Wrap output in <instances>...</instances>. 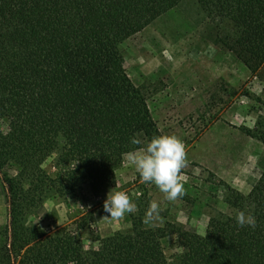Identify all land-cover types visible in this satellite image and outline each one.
Returning <instances> with one entry per match:
<instances>
[{"label":"trees","instance_id":"obj_1","mask_svg":"<svg viewBox=\"0 0 264 264\" xmlns=\"http://www.w3.org/2000/svg\"><path fill=\"white\" fill-rule=\"evenodd\" d=\"M179 1L0 0L4 264H264V155L246 194L228 188L233 213L210 218L204 235L134 222L129 232L95 236L96 246L84 249L69 226L46 230L25 220L49 195L78 194L84 183L99 193L114 183L122 156L139 147V138H155L118 44ZM196 1L235 27L222 44L251 73L264 66V0ZM245 132L264 144V111ZM57 149L58 169L50 175L41 164ZM169 233L181 248L172 262L161 245Z\"/></svg>","mask_w":264,"mask_h":264},{"label":"rangeland","instance_id":"obj_2","mask_svg":"<svg viewBox=\"0 0 264 264\" xmlns=\"http://www.w3.org/2000/svg\"><path fill=\"white\" fill-rule=\"evenodd\" d=\"M235 33L228 19L208 16L196 0H180L122 40L123 66L146 99L155 138H139V147L122 156L113 184L97 194L84 183L78 194L49 195L26 223L69 226L89 249L95 236L129 232L134 222L204 235L210 218L232 214L228 188L246 194L264 155V144L245 132L264 111V66L251 73L222 44ZM57 152L41 164L50 175L58 169ZM6 223L0 174V238ZM161 245L170 262L181 251L172 233Z\"/></svg>","mask_w":264,"mask_h":264}]
</instances>
